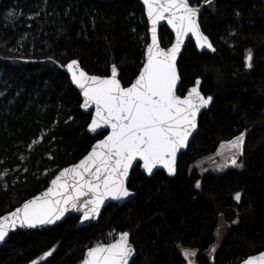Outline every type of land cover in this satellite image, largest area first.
<instances>
[{
	"label": "trees",
	"instance_id": "1",
	"mask_svg": "<svg viewBox=\"0 0 264 264\" xmlns=\"http://www.w3.org/2000/svg\"><path fill=\"white\" fill-rule=\"evenodd\" d=\"M189 3L202 6L199 23L215 51L187 42L178 94L200 78L213 102L179 155L175 176L159 171L147 178L136 165L128 182L133 200L108 205L85 228L75 230L78 219L69 217L45 231H16L0 248V264H77L87 248L122 232L137 253L132 264H183L180 248L191 249L197 264H238L264 250V0ZM159 37L163 47L171 43L166 27ZM147 42L139 0H0V215L46 188L105 135L87 134L91 114L81 110L64 66L77 60L89 74L107 76L114 65L127 86ZM241 133L239 168H196ZM219 218L229 228L208 256Z\"/></svg>",
	"mask_w": 264,
	"mask_h": 264
},
{
	"label": "snow or ice",
	"instance_id": "2",
	"mask_svg": "<svg viewBox=\"0 0 264 264\" xmlns=\"http://www.w3.org/2000/svg\"><path fill=\"white\" fill-rule=\"evenodd\" d=\"M143 2L151 24L152 42L147 46L143 67L130 86L122 87L114 65L110 77L89 75L76 60L66 65L72 84L81 90V107L95 108L88 130L97 133L101 128H110L111 131L78 164L62 170L41 196L25 202L8 216L0 217V241H4L9 229L17 225L34 228L52 224L70 208L81 211L82 219L88 220L99 214L105 199L121 200L131 196L125 179L133 161H142L147 173H152L158 165L169 175L176 172L177 152L196 129L200 110L213 101L212 96L205 97L200 92L199 79L186 95H177L180 79L177 55L189 33L196 38L198 47L215 49L200 29V9L192 7L189 0ZM205 3L211 4L212 0H205ZM162 20L167 21L176 37L166 50L160 47L157 38V25ZM251 59V50H248L247 68L252 66ZM244 143V133L228 142L232 165L239 166L237 156L243 154ZM196 186H200L199 182ZM240 196L237 193L235 199L239 201ZM129 235L122 232L114 243H98L89 248L83 264H129L134 255ZM194 254L188 250L183 253L185 259ZM50 255L51 252L44 254L45 257ZM244 264H264V253L250 257Z\"/></svg>",
	"mask_w": 264,
	"mask_h": 264
},
{
	"label": "water",
	"instance_id": "3",
	"mask_svg": "<svg viewBox=\"0 0 264 264\" xmlns=\"http://www.w3.org/2000/svg\"><path fill=\"white\" fill-rule=\"evenodd\" d=\"M139 1H140V3H141L142 6H143L144 17H145V20H146V23H147V34H148V42H147V44H146V46H145V49H144L143 63H142V66H141V68H142V67H143V64H144V61H145V56H146L147 46H148L149 44H151V42H152V34H151V30H150V29H151V24L149 23V21H148V17H147L146 6H145L143 0H139ZM190 5H191V4H190ZM191 6H192V7H198V8L200 9V11H199V13H198V23H199L200 15H201V13H202V11H203L202 6H193V5H191ZM199 25H200V23H199ZM162 27H166V29H167V30L170 32V34L172 35L171 43H170L169 45L165 46V47H163V46L161 45V43H160V37H159V35H160V29H161ZM200 29H201V26H200ZM201 31H202V29H201ZM202 32H203V31H202ZM203 34L206 35L204 32H203ZM206 36H207V35H206ZM207 37H208V36H207ZM157 38H158V42H159L160 47L163 48V49H165V50L168 49L169 47H171V45L175 42V38H176V37H175V32L172 30L171 26L168 25V23H167L166 20H162V21H160L159 24L157 25ZM189 40H191V42L195 45L196 49H197L198 51H200V52H208V53H213V52H214L213 50H211V49H209V48H207V47H203V48L198 47V46H197V43H196V38H195L194 36H192L191 33H189L188 35H186V36L184 37L183 43L181 44V47H180V51H179V53H178V55H177L176 66H177V72H178V75H179V71H178V60H179L180 55L182 54V52H183V50H184V48H185V46H186V44H187V42H188ZM209 41H210V39H209ZM210 42H211V41H210ZM71 61H72V60H71ZM71 61H69V62H71ZM76 61H77V60H76ZM69 62H68V63H69ZM77 62H78V61H77ZM68 63H67V64H68ZM67 64H66V65H67ZM78 64H79V63H78ZM66 65H65L64 68H63V69H64V72L67 74V76H68V78H69V81H70L71 85L73 86V88L76 89V91L78 92V94H79V96H80V98H81V104H82V103H83V96H82L81 90H80L78 87H76L74 84H72V82H71V75H70V73H68L67 68H66ZM79 66H80V64H79ZM80 68H81L83 71H85L81 66H80ZM141 68H140V70H141ZM117 70H118V69H117ZM140 70H139V72H140ZM85 72H86V71H85ZM139 72H138V74L136 75V77L139 75ZM86 73L89 74L88 72H86ZM89 75H94V74H89ZM96 76H99V75H96ZM110 76H111V71H110L109 75H107V76H100V77H110ZM136 77L131 81V83L134 82V80L136 79ZM179 77H180V75H179ZM117 79L119 80V72H118V74H117ZM198 79H199L200 82L202 83V80H201L200 78H198ZM119 81H120V80H119ZM196 81H197V79L195 80V82H194L191 86H189V87L186 89V91L184 92L183 95H179V94H178V89H179V86H180V83H181V78H180V79L178 80V82H177V90H176L177 95H179V96H181V97H183L184 95H186L188 89L196 85ZM120 83H121L122 87H128V86L131 85V83H130V84L127 85V86H123V84H122L121 81H120ZM201 83L199 84V90H200V92L202 93V91H201ZM202 95H204V94L202 93ZM204 96L207 97L206 95H204ZM212 102H213V101H212ZM211 104H212V103H211ZM211 104H210L209 106H207L206 108H202V109L200 110V112L198 113V116H197V127H196V129H194L193 132H192V134L189 136L188 141L186 142L185 146H184L183 148H181V149L177 152V157H176V170H177V162H178V157H179V155L187 151L189 143L191 142L192 138L194 137V135H195V134L197 133V131H198V124H199V118H200V116L210 108ZM80 108H81V110H82L84 113H86V114H91L90 121H89V123H90V122H91V118H92V114H94V112H95V108H94V106L90 107V108L87 109V110H86V109H83V108L81 107V105H80ZM89 123H88V124H89ZM110 131H111L110 128H107V129H105V128H101V129H99V130L97 131V133H93V132H90V131L88 130V125H87V127H86V132H87V134H89L91 137H96V136H97L99 133H101V132H105V135H104V136H106ZM104 136H103L102 138L96 140V141L92 144V146L90 147V149L87 151V153H86L83 157H81L77 162H75V163H73V164H70V165H68V166H66V167H63V168L59 169V170L53 175V177L51 178V180H50V182H49V184H48V186H47L46 188H44V189L41 190L40 192L36 193L35 195H33V196L27 198V199L24 200L20 205L16 206V207H15L14 209H12L11 211L6 212V213L0 215V217L8 216L10 213L14 212L17 208L22 207V205H23L25 202H27V201H29V200H32V199L35 198V197L41 196L44 192L47 191V189H48L49 187L52 186V185H51V181H52L53 179H55V177H56L57 175H59V173H60L62 170L66 169V168H70V167H72L73 165L78 164V163H79V162H80L85 156L88 155V153L92 150L93 146H94L95 144H97V142H98L99 140H102V139L104 138ZM142 164H143L142 161H133L132 166L129 168V174H128V176H127L126 179H125V185H126L127 188H128V182H129V178H130L131 171H132V169H133L136 165H139V171H140L143 175H145L147 178H151L156 172H159V171L163 172V173H164L167 177H169V178L174 177L175 174H176V172H175L173 175H169L168 172H167V170L164 169V168H163L162 166H160V165H158L156 168H154L152 173H147V172L144 171ZM128 190H129L130 193H132V195L129 196V197H126V198H124V199H121V200H113V199H111V198H107V199H105L103 205H101V208H100L99 214H97L95 217H90L88 220H83V219H82V215H83V213H82L81 211H77V210H75V209H71V208H70L69 211L65 212L64 215H63L59 220H56V221H55L54 223H52V224L38 225L37 227H34V228L20 227L19 225H17V227L14 228V229H13V228H10L9 231H8V235L5 237V240H4V241H0V248H1V247L4 245V243L7 241V239H8L9 236H10V234L15 233L16 231H24V232H27V231H34V230L45 231V230L51 229V228H53V227H55V226L61 224L65 219H67V218H69V217H76V218L78 219V222H77V224H76V226H75V230H76V229H80V228H85V227H88V226H92V225H96V224L99 222V219H100L101 213H102V211L104 210L105 207H107V206L110 205V204L121 206V205H124V204H126L127 202L133 200V199L136 197V192L130 190L129 188H128ZM118 238H119V237H118ZM118 238H116V239H118ZM116 239H115V240H116ZM115 240H113V241H111V242H108V243H101V244L114 243ZM129 242H130V236H129ZM130 244L132 245L131 242H130ZM94 246H96V245H94ZM94 246H92V247H94ZM132 247H133V249H134V255L129 259V264H132L133 260L136 258V255H137L136 250H135V248H134L133 245H132ZM90 248H91V247H90ZM88 249H89V248H87V249L85 250L82 259H81L77 264H83V261H84V259H85V256H86V253H87ZM261 253H264V250L261 251V252H259V253L254 254V255L248 256L247 258H245L244 260H242V261L239 262L238 264H244V262H245L246 260H248L250 257H259V255H260Z\"/></svg>",
	"mask_w": 264,
	"mask_h": 264
},
{
	"label": "rangeland",
	"instance_id": "4",
	"mask_svg": "<svg viewBox=\"0 0 264 264\" xmlns=\"http://www.w3.org/2000/svg\"><path fill=\"white\" fill-rule=\"evenodd\" d=\"M231 153L227 147H220L217 151L209 156L203 157L195 162V166L201 173L207 172H216L222 173L230 167L239 168L240 164L238 163V156H237V165H232L230 162ZM229 226L226 224L222 218H219L216 230H215V242L210 246L207 250V255L211 256L215 253L218 247L221 245L224 237L226 236L227 230ZM185 250L193 252L191 249L180 248V253L182 258L184 259L183 264H189V260H191L192 264H197L194 255L189 257V259H185L183 253Z\"/></svg>",
	"mask_w": 264,
	"mask_h": 264
},
{
	"label": "flooded vegetation",
	"instance_id": "5",
	"mask_svg": "<svg viewBox=\"0 0 264 264\" xmlns=\"http://www.w3.org/2000/svg\"><path fill=\"white\" fill-rule=\"evenodd\" d=\"M119 237V235H116V238H118Z\"/></svg>",
	"mask_w": 264,
	"mask_h": 264
}]
</instances>
